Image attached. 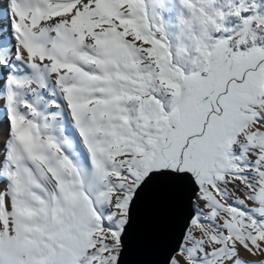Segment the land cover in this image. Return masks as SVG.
Listing matches in <instances>:
<instances>
[{
    "label": "snow or ice",
    "instance_id": "1",
    "mask_svg": "<svg viewBox=\"0 0 264 264\" xmlns=\"http://www.w3.org/2000/svg\"><path fill=\"white\" fill-rule=\"evenodd\" d=\"M0 264H264V0H0Z\"/></svg>",
    "mask_w": 264,
    "mask_h": 264
}]
</instances>
